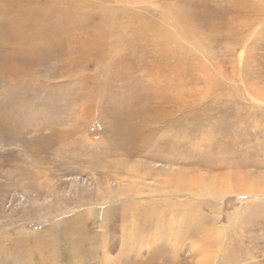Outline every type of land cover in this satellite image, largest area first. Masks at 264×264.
Here are the masks:
<instances>
[{
	"label": "rangeland",
	"instance_id": "obj_1",
	"mask_svg": "<svg viewBox=\"0 0 264 264\" xmlns=\"http://www.w3.org/2000/svg\"><path fill=\"white\" fill-rule=\"evenodd\" d=\"M0 264H264V0H0Z\"/></svg>",
	"mask_w": 264,
	"mask_h": 264
},
{
	"label": "bare ground",
	"instance_id": "obj_2",
	"mask_svg": "<svg viewBox=\"0 0 264 264\" xmlns=\"http://www.w3.org/2000/svg\"><path fill=\"white\" fill-rule=\"evenodd\" d=\"M94 5V4H93ZM103 5V4H102ZM54 6V5H53ZM85 8V7H84ZM89 8V7H88ZM83 9V8H82ZM99 11V10H98ZM103 12H104V9L102 10ZM176 12V11H175ZM103 14V13H102ZM109 14V13H108ZM112 18H114V17H112ZM177 23H179L180 24V26L182 27V25H185V23H183L181 20H180V18L177 16V17H175V19H174ZM111 24V23H110ZM171 24V23H170ZM111 26V25H110ZM149 27V26H148ZM117 28V27H116ZM159 28H163V27H158L157 28V37H158V39L160 40V42L162 43L163 41H165V42H171V41H168L170 38H174V40L175 41H177L176 39H177V36L175 37V35H173L172 33H169L168 32V36H164V38H161V37H163L162 36V34H161V31H160V29ZM94 30V29H93ZM108 30H110V28L108 29ZM183 30H184V28H183ZM98 32V31H97ZM102 33H104V32H102ZM101 34V33H100ZM114 34V33H113ZM182 34V33H181ZM104 35H107V33H104ZM108 35H110V33H108ZM166 35V34H165ZM183 37L184 36H186L187 38H188V40L189 39H193L192 37L194 36L195 37V35H193V33H191V32H189L188 30H186V32H183ZM92 36V35H91ZM222 36V35H221ZM89 37V36H88ZM113 37H115V36H113ZM80 39V38H79ZM92 40H94L93 38H91ZM96 39V38H95ZM97 40V39H96ZM98 41V40H97ZM100 41V40H99ZM104 41V40H103ZM192 42V41H191ZM194 42V41H193ZM196 42V41H195ZM91 43H92V41H91ZM99 43V42H98ZM101 43H102V41H101ZM105 43H106V41H105ZM180 43V42H179ZM88 44V43H87ZM102 44H104V42L102 43ZM115 44V43H114ZM178 44V43H177ZM191 44V43H190ZM202 44V43H201ZM86 45V44H85ZM97 45V44H96ZM117 45V44H116ZM97 46H99V45H97ZM106 46H108V45H106ZM201 46V45H200ZM209 46V45H208ZM105 47V46H104ZM109 47V46H108ZM107 47V49H110V48H108ZM112 49V48H111ZM179 49H181V48H179ZM106 50V49H105ZM104 49H103V51H105ZM113 50V49H112ZM165 50V49H164ZM168 50H170V49H168ZM167 50V51H168ZM102 51V52H103ZM108 51H110V50H108ZM172 52V51H171ZM153 53V52H152ZM178 54H179V51L177 52ZM182 53V52H181ZM107 54V53H106ZM170 54V53H169ZM185 54V53H184ZM103 55H105V54H103ZM108 55V54H107ZM113 55V54H112ZM172 55H174L173 53H172ZM207 55V54H206ZM177 56V55H176ZM114 57V56H113ZM174 59V58H173ZM180 59V58H179ZM176 62H178V60L176 61ZM175 62V63H176ZM183 62V61H182ZM150 63V62H149ZM179 63V62H178ZM172 64V63H171ZM177 64V63H176ZM158 65V64H157ZM188 67V66H187ZM181 68V67H180ZM184 68V67H183ZM157 78V77H156ZM165 82V81H164ZM154 83H155V81H154ZM151 84V85H153V86H155V84ZM150 84V83H149ZM159 84V83H158ZM145 85V84H144ZM147 85V84H146ZM159 86V85H158ZM157 86V87H158ZM147 90H149V89H154L153 87H147L146 88ZM158 89H160V87L158 88ZM144 95H145V92L143 93ZM153 94V93H152ZM155 96L156 97H159V96H162L161 97V100L162 101H165L166 100V102H171L172 101V99H173V97L172 96H169V94H165V92H163V91H161V90H159L158 92H157V95H154V98H155ZM145 98H153V95H151L150 93H146V96H145ZM160 99V98H159ZM148 100V99H147ZM176 101V100H175ZM174 102V101H173ZM173 102H171V103H173ZM145 119V118H144ZM138 130H139V128H138ZM139 131H141V130H139Z\"/></svg>",
	"mask_w": 264,
	"mask_h": 264
}]
</instances>
